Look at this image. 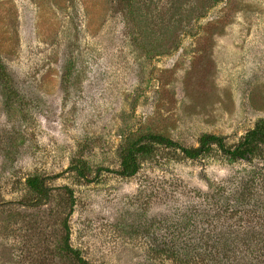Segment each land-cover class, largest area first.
Listing matches in <instances>:
<instances>
[{
    "label": "rangeland",
    "instance_id": "rangeland-1",
    "mask_svg": "<svg viewBox=\"0 0 264 264\" xmlns=\"http://www.w3.org/2000/svg\"><path fill=\"white\" fill-rule=\"evenodd\" d=\"M0 58V264H82L60 247L65 218L86 264H197L184 258L225 233L233 258H264V148L148 143L131 177L69 170L117 169L147 133L237 144L264 119V0H0Z\"/></svg>",
    "mask_w": 264,
    "mask_h": 264
},
{
    "label": "trees",
    "instance_id": "trees-1",
    "mask_svg": "<svg viewBox=\"0 0 264 264\" xmlns=\"http://www.w3.org/2000/svg\"><path fill=\"white\" fill-rule=\"evenodd\" d=\"M0 83L7 93L14 92L13 80L6 64L0 58ZM148 143L159 144L165 147H171L180 149L187 157L197 158L207 152L212 146H217L218 149L229 156L232 159L249 160L257 154V148H264V119L258 121L255 126L248 130L241 140L235 145H228L226 137L223 135H217L213 133L202 134L199 138V145L196 147H185L180 142L159 133H147L139 136L135 140L122 142L117 149L119 157V168L114 169L110 167H98L94 177L90 178L88 172L84 169L80 159H74L69 170L74 171L80 178L86 179L87 181H94L95 177H98L102 171L112 172L123 177H131L137 174L141 168L139 157L145 145ZM46 177L34 175L30 176L26 180L28 188L35 195L34 200L36 204L45 203L49 199V187L45 184ZM65 229V235L63 236L62 243L60 244L61 249L67 256H74L80 263L86 264L85 258L81 255V252L74 248L70 242V227L68 218L63 221ZM238 234L226 233L221 237L210 240L207 242H201V246L195 251L191 252L184 258L186 261L201 264H264V258L259 254L253 256V246L247 247L246 252L248 256L242 259H235L232 256V251L236 250V245L239 241L237 238ZM247 239L243 237L241 239ZM248 242V241H247ZM207 243V244H206ZM168 251V250H165ZM180 252V251H176ZM182 253V252H181ZM235 253V252H234ZM177 253H170L167 255H174L175 258L180 259ZM238 258V257H237Z\"/></svg>",
    "mask_w": 264,
    "mask_h": 264
}]
</instances>
